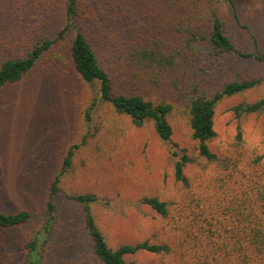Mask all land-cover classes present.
Instances as JSON below:
<instances>
[{
  "label": "rangeland",
  "instance_id": "rangeland-1",
  "mask_svg": "<svg viewBox=\"0 0 264 264\" xmlns=\"http://www.w3.org/2000/svg\"><path fill=\"white\" fill-rule=\"evenodd\" d=\"M65 6L66 0H0V64L24 57L39 40L57 38L20 81L0 89V212L31 214L21 227L0 228V264L23 261L24 240L44 225L50 183L72 145L79 148L59 177L45 264H102L81 208L65 194L97 197L91 214L111 248L142 241L168 248L126 256L127 263L242 264L232 238L236 214L244 207L264 210V112L236 118L233 108L264 98V62L217 53L207 33L215 12L239 51L264 54V0H77L75 25L109 73L113 93L171 105L169 144L160 141L153 121L133 125L100 100L98 82L76 73L69 53L74 30L58 37ZM135 45L172 55L177 66L155 77L129 66L124 50ZM253 79L263 82L216 104L215 137L208 143L215 159L201 157L189 125L193 87L210 96L225 83ZM183 150L190 158L185 184L174 178ZM144 197L166 202L168 214L140 203ZM244 255L253 257L249 248Z\"/></svg>",
  "mask_w": 264,
  "mask_h": 264
},
{
  "label": "trees",
  "instance_id": "trees-1",
  "mask_svg": "<svg viewBox=\"0 0 264 264\" xmlns=\"http://www.w3.org/2000/svg\"><path fill=\"white\" fill-rule=\"evenodd\" d=\"M189 1L195 4L199 0ZM76 2L77 0H66V24L58 34V37H60L68 29L72 28L74 30L69 48L74 70L83 81L88 83L98 82L100 85V100L111 105L116 113L128 116L133 125L141 127L146 121H153L155 132L160 141L169 144L172 136L171 125L168 121V115L172 110L171 105L164 102L153 104L138 95L125 96L113 93L109 73L101 66L85 34L75 25ZM231 8L233 17L238 21L235 6L232 2ZM56 40L57 38L39 40L24 57L5 59L0 64V89L5 85L20 81L37 62L45 55L51 53ZM207 40L210 46L219 54L235 56L242 60L264 62L263 53L243 52L235 47L225 34L223 23L215 12L211 13V26L207 33ZM124 56L127 65L135 66L136 69H144L146 73L154 75V77L172 72L177 66L174 56L141 45L127 46L124 50ZM54 59L61 63L59 56L54 57ZM262 82V79L231 81L225 83L220 90L210 96L204 91H199L196 87H193V95L187 104L189 125L191 138L197 141L198 154L201 157L208 161L215 159V155L208 148V143L215 137L213 117L216 104L224 97H231L250 90ZM233 112L236 118L245 114L264 112V98L251 104L240 103L233 108ZM89 114L90 111H87L86 120H89ZM238 135H240V131ZM78 148V145H72L68 148L59 173L51 181L46 202L47 216L44 225L26 236L23 245L25 250L24 259L20 264H45L43 249L49 242L56 220L57 209L54 196L61 191L59 188V177L70 168L72 157ZM182 152V155L174 162V178L176 181L185 184L186 178L183 170L190 162V158L184 150ZM172 153L173 156L177 155L176 152ZM262 158H264V155ZM65 197L81 208L84 228L92 241L93 254L102 264H134L127 263L125 257L139 252L160 254L168 251L166 246L151 244L149 241L121 245L116 249L111 248L102 232L94 223L91 214L90 206L98 201L97 197L93 194H65ZM140 203L147 205L161 217H165L168 214V204L156 197H144L140 200ZM236 216L239 217V222L234 228L235 232L232 238H235L234 249L242 253V258L238 259L242 264L264 262V210L259 213L252 208L244 207ZM30 220L31 214L25 210L16 213L0 212L1 229L21 227L29 223ZM243 220H248V224L243 223ZM247 248L252 251L253 257L246 259L244 251Z\"/></svg>",
  "mask_w": 264,
  "mask_h": 264
}]
</instances>
